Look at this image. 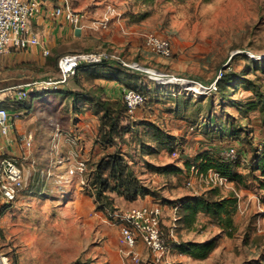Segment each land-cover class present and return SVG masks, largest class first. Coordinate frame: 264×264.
<instances>
[{
	"label": "rangeland",
	"instance_id": "1",
	"mask_svg": "<svg viewBox=\"0 0 264 264\" xmlns=\"http://www.w3.org/2000/svg\"><path fill=\"white\" fill-rule=\"evenodd\" d=\"M91 2L112 3L117 9L113 17L139 26L138 36L131 37L137 38L140 49L143 38L154 34L170 40L173 56L164 58L145 50L144 58L141 50L129 51L123 44L98 45L94 51L108 49L128 63L207 85L216 80L220 70L227 74L218 91L208 98L172 97L169 93L178 94L180 88L168 86L162 91L168 93L163 101L153 100L132 114L120 112L119 118L111 121L101 120L97 105L68 93L35 92L25 102L30 108L26 127L33 135L31 161L39 163V170L26 175L25 191L32 196L20 194L0 211V264L2 258L7 264H120L124 256L130 260L125 264H136L127 255L128 248L113 259L99 252L106 238L101 226L114 224L96 215L100 211L87 193V178L90 190L97 168L103 164L107 177L110 169H105L106 163L115 156L123 160L122 166L133 172L142 188L138 199L129 201L112 191L116 183L110 181L106 195L114 207L161 205L163 227L173 233L172 241L215 243L205 259L178 249L169 254L167 264H264V191L259 188V172L251 169L253 157L264 147V0ZM106 17L111 21L110 15ZM102 29L101 25L99 31ZM16 66L15 73L31 77L28 82L57 77L58 65L56 68L50 59L30 68ZM139 77L144 89H157L146 77ZM149 123L155 128L147 126ZM112 125L116 127L113 132ZM156 128L169 135V140H157ZM118 132L121 138L111 140ZM230 148L248 160V164H236L241 178L220 188L222 197L238 195L235 231L221 230L214 218L204 214H199L191 227L181 223L183 202L214 188L211 181L193 172L192 167L201 163L197 158L204 153L222 156ZM81 162L86 165L83 174L76 170ZM77 200L81 213L73 206ZM120 238L123 240L121 233Z\"/></svg>",
	"mask_w": 264,
	"mask_h": 264
},
{
	"label": "built area",
	"instance_id": "2",
	"mask_svg": "<svg viewBox=\"0 0 264 264\" xmlns=\"http://www.w3.org/2000/svg\"><path fill=\"white\" fill-rule=\"evenodd\" d=\"M44 0H0V61L4 54L12 50H23L30 47H40L42 42L34 31L33 22L41 13ZM55 17H64L72 26L78 28L84 18V14L75 12L68 1L54 9ZM109 19L103 23L108 26ZM144 47L164 58L173 56V48L169 39L148 34L144 37ZM50 52L44 50V55ZM250 57V53H246ZM106 61H116L124 68L139 74L150 82L161 86H173L180 88V93L190 95L194 98L210 96L218 91V81L224 76L220 70L216 80L210 84L201 81H190L185 78L176 77L173 74L159 71L156 68L147 67L137 62H126L116 57L108 49L92 52H73L61 56L58 59V75L44 81H31L23 86H14L3 90L2 103L10 100L14 104L29 100L36 92L46 94L61 90L69 80L75 77L79 68L84 66L100 65ZM182 90V91H181ZM122 99L129 114L134 113L145 104V97L134 89H124ZM27 110L14 111L11 114L8 106L0 104V132L8 138L15 127V122L28 117ZM33 141L32 133L20 137V142L25 149H30ZM4 147L0 148V211L3 206L14 203L26 187L25 172L20 163L11 155L6 153ZM227 161H234L239 156L235 148H230L222 154ZM78 173L86 171V165L79 163L76 166ZM193 172L211 181L213 187L223 188L229 181L215 172L207 175H199L193 168ZM71 174L75 171L71 170ZM164 209L161 205H143L133 208H118L110 214V222L117 226L123 241L128 247L127 255L131 261L139 264L143 262L142 256L136 251L141 242L152 256L153 264H167L169 254L176 251L177 243L172 232L163 227ZM174 221H177L175 218ZM171 241V243L169 242Z\"/></svg>",
	"mask_w": 264,
	"mask_h": 264
},
{
	"label": "crops",
	"instance_id": "3",
	"mask_svg": "<svg viewBox=\"0 0 264 264\" xmlns=\"http://www.w3.org/2000/svg\"><path fill=\"white\" fill-rule=\"evenodd\" d=\"M65 1H68L75 12L84 14L81 25L78 27L81 31L79 36L75 34L77 28L70 25L64 17H55L53 15L54 9L64 4ZM108 5L109 4H106L105 6L104 3L92 4V2L89 4V0H44L41 13L33 22L34 31L41 40L42 46L30 47L23 50H12L4 54L1 58L0 104L8 106L11 114L18 110H27L21 105L14 104L10 100H6L5 103H2L3 100H1L2 96H4L3 90L30 81L28 78L31 77L20 76L18 73H15L17 71L16 64H24L23 67L30 68L35 63L43 64L46 59H50L51 61H55L57 68L58 59L65 54L73 52H91L94 51L95 47L98 45L111 46L114 44H123L129 51L133 52L139 49L143 53L144 58H146L145 50L147 49L144 47V38L142 40V49H140L137 38L131 37L133 34L138 36L137 33L141 28L137 25L131 26L126 22V18L117 19V17H113L117 12L116 6L112 5V3ZM111 9H113V11L110 12L109 10ZM108 15H110L111 18V21H109L110 26L108 25L109 29L107 26L106 28L103 27L102 31H99L100 26L103 25ZM92 19H94V21ZM46 49L50 52L49 56L44 55V50ZM146 60L144 59V62H148V60ZM146 82L148 83V81ZM142 84L144 83L138 74L130 73L120 68L118 69L116 66L89 67L79 70L77 75L69 80V84L62 88V91L65 93H89L92 98L99 101L115 102L122 101L123 90L126 89L127 86L133 85L135 87H140ZM178 103L181 102L179 101ZM27 118L28 117L15 122V127L8 138L4 137L0 132V148L4 147V151L13 156L20 163L25 172L26 181H28V176H26L27 173L29 174L32 171L39 170V163H36L34 160L31 161V152L29 149H25L20 142L21 136L30 133L27 131L28 129L26 127L28 124L26 121ZM21 195L23 197L32 196L30 192L25 191V189ZM87 199H89V197ZM78 202V200L74 202L73 206L77 213H81L83 209L81 205H79L77 209ZM85 204H88V202L85 201ZM5 209H7L6 206L3 212ZM90 214L92 215V212ZM97 214H101L103 218H106L102 212H96V215ZM101 235H105L106 238L100 246L99 252L108 254L111 259L117 256L118 253L123 254V251L128 248L124 241L121 240L119 228L115 225L112 226L105 222L103 226H101ZM136 251L143 257V262L153 264L152 256L143 243L140 242L137 245ZM122 260L123 262L120 264L130 262L125 256Z\"/></svg>",
	"mask_w": 264,
	"mask_h": 264
},
{
	"label": "trees",
	"instance_id": "4",
	"mask_svg": "<svg viewBox=\"0 0 264 264\" xmlns=\"http://www.w3.org/2000/svg\"><path fill=\"white\" fill-rule=\"evenodd\" d=\"M148 1L151 2L154 0H148ZM167 1H182V0H167ZM232 59L233 57L230 59V61ZM57 65H58V61H57ZM101 66H116L118 69L120 68L121 70H125V71L128 70L123 66H121L116 61H106L100 65L84 66L79 68V70L89 67H101ZM128 72L132 73L130 70H128ZM226 74L227 73H224L223 77H225ZM223 77L218 81V89L220 88V84L221 81L223 80ZM154 87H156L157 89L155 88L156 90H153L151 87L149 88L147 87L146 89H144L143 86L135 87L133 85H129L127 86V89H134L142 93L145 97V104L142 107H145L149 104V102L153 100L155 102L163 101L168 94L162 92L163 89L168 88V86H161L155 84ZM62 90L63 89L48 93L59 94L62 92L66 94ZM68 94H70L72 98H76L77 100L81 99L86 103L89 102V104L91 105H97L99 109L98 113H100L102 116L101 120L111 121V119L113 118H117V117L119 118L120 112L122 114L124 113L128 114L123 99L122 101L102 102L95 98H92L91 95H89V93L75 92ZM179 94L182 93L180 92H178V94L169 93V95L172 97H177L179 96ZM213 94H211L210 96H212ZM183 96H188V95L183 94ZM210 96H205V98H208ZM20 105L23 108L27 109V111L29 112L30 108L25 106V102L21 103ZM112 126H113L112 129L113 132L116 129V127H114V125ZM147 126L154 127V124L149 123ZM116 134L118 135L113 134L114 136L112 135L110 137L111 140H113L115 137L121 138L122 133L118 132ZM154 137L157 140H169L170 138L169 135L164 133L159 128H156V133ZM238 153L239 156L234 161L225 160L223 156H221V154L217 157L212 153H204V155H201L200 157L197 158V160H200L201 163L196 167L193 166L192 168H195L198 171L199 175H207L210 172L218 173L222 177L226 178L229 181V183H231L241 178V175H239L235 169L236 164L240 162L248 164L247 157H244V155L241 154L240 152ZM122 162L123 160L119 158V156H115L111 159V161H109V163H106L105 169L106 168L110 169V173L107 177H104V170L102 169L103 164L100 165L97 168L95 181L93 183H90L91 186L90 190H89V179L87 178L88 180L87 193L91 197H94L97 210L103 212L106 215V217L109 219H110V214H112L116 209H118L114 207V201L109 199L108 196L106 195V193L109 191L110 181L116 183L114 187H112V191L117 193L120 197L124 198L125 200L135 201L138 199L141 193L142 187L140 182L137 180V178L135 177V175L131 170L127 171L126 167L122 166ZM185 166L188 170H190V165L188 162L185 164ZM251 169L253 172L254 171L259 172L260 176L257 178L259 182V188L260 190L264 191V147L263 149H260L257 152L256 156L253 157V160L251 162ZM175 171H181V169H175ZM98 184H100V187H97ZM95 188H98L96 194L94 193ZM237 196L238 195L235 194L233 195V197H222L220 196V188L214 187L213 189L203 193L202 195H199L192 199L185 200L182 204L183 216L181 218V223H184L187 226L191 227L193 223L196 221L197 216L199 214H204L210 216L211 218H214L219 224L221 230L229 231L232 233L236 229L233 221V215L237 211V200H238ZM4 208L1 210V212L4 210ZM174 245L176 246L177 250L181 249L183 252H186L192 257L198 259L207 258L215 247V243L211 241L204 243H190L188 245L174 243Z\"/></svg>",
	"mask_w": 264,
	"mask_h": 264
},
{
	"label": "water",
	"instance_id": "5",
	"mask_svg": "<svg viewBox=\"0 0 264 264\" xmlns=\"http://www.w3.org/2000/svg\"><path fill=\"white\" fill-rule=\"evenodd\" d=\"M80 33H81L80 29L77 28V29L75 30V34H76L77 36H79Z\"/></svg>",
	"mask_w": 264,
	"mask_h": 264
},
{
	"label": "bare ground",
	"instance_id": "6",
	"mask_svg": "<svg viewBox=\"0 0 264 264\" xmlns=\"http://www.w3.org/2000/svg\"><path fill=\"white\" fill-rule=\"evenodd\" d=\"M3 264H7L6 263V258H2Z\"/></svg>",
	"mask_w": 264,
	"mask_h": 264
}]
</instances>
